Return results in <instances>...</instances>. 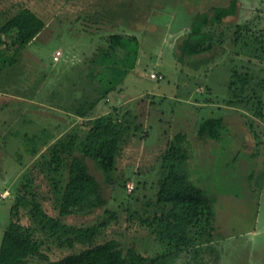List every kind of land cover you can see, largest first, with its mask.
<instances>
[{
  "label": "rangeland",
  "instance_id": "1",
  "mask_svg": "<svg viewBox=\"0 0 264 264\" xmlns=\"http://www.w3.org/2000/svg\"><path fill=\"white\" fill-rule=\"evenodd\" d=\"M231 1L235 14L205 27L213 35V49L181 60L180 44L197 16L212 15ZM21 8L33 11L45 27L16 54L14 33L0 34V59L11 60L0 74V241L22 176L35 161L26 152V138L36 135L43 150V141L50 144L76 126L110 116L128 120L135 133L117 159L116 184L102 186L105 206L76 211L66 222L87 227L109 219V212L115 218L91 244L72 248L37 232L50 261L113 240L124 251L159 254L157 240L128 215L155 201L167 143L184 134L182 170L209 200L214 241L197 262L182 255L175 264H264V118L255 117L246 104L257 79L264 78V0H0V27ZM113 34L138 40L135 68L78 118L74 107L90 84L97 85L89 78L91 60ZM233 73H248L251 79L238 100L230 88ZM261 97L264 113V92ZM211 118L223 120L219 137L199 139L200 125ZM45 183L35 181L46 197ZM52 203L44 208L55 216ZM19 214V223L30 227L26 211ZM31 264L47 263L34 259Z\"/></svg>",
  "mask_w": 264,
  "mask_h": 264
},
{
  "label": "trees",
  "instance_id": "2",
  "mask_svg": "<svg viewBox=\"0 0 264 264\" xmlns=\"http://www.w3.org/2000/svg\"><path fill=\"white\" fill-rule=\"evenodd\" d=\"M235 10L236 2L231 1L227 7L213 9L212 15L202 13L197 16L190 33L180 44L179 58H193L211 51L214 47L213 35L205 31V27L220 24L232 17ZM44 27V21L33 11L21 8L0 27V34L14 33L16 54L33 42ZM107 41L108 46L100 48L91 60L89 78L90 81L95 80L97 85L90 84L91 90L87 94L85 91L86 96L74 107V114L78 118H85L135 68L139 42L134 36L113 34ZM3 44L0 38V46ZM10 64V59L2 57L0 74ZM198 66L200 64L193 67L197 69ZM233 78L230 84L232 98L238 100L251 79L248 73H233ZM250 92L246 104L250 105L255 117L264 118L261 97L264 78L257 79ZM230 102V105H236L234 101ZM222 126L223 120L220 118L207 119L199 127V139H217ZM134 134L128 120L101 116L76 126L50 144L43 141L40 145L43 150L37 146L36 135L26 138V152L35 161L23 174L16 190L10 210L11 221L0 241V264H31L34 259L47 264H175L182 255L197 262L196 258L204 250H209L211 247L208 246L214 241L213 213L204 193L192 184L182 170L181 165L187 159L184 134H177L167 143L162 155L155 201L145 202L140 211H129L128 215V220L142 223L157 240L162 247L159 254L144 257L132 248L124 251L113 240L92 246L79 254L50 261L35 239V234L39 232L62 247L72 248L74 245L91 244L101 236L115 214L109 212V219L87 227L69 224L66 219L76 211L105 206L106 202L101 197L102 186L112 187L116 184L114 172L117 159L122 147ZM89 162L94 169L90 168ZM38 178L46 182L44 186L50 195H40L42 185L35 184ZM51 200L55 216L49 215L44 208ZM20 209L26 211L30 227L19 223Z\"/></svg>",
  "mask_w": 264,
  "mask_h": 264
},
{
  "label": "built area",
  "instance_id": "3",
  "mask_svg": "<svg viewBox=\"0 0 264 264\" xmlns=\"http://www.w3.org/2000/svg\"><path fill=\"white\" fill-rule=\"evenodd\" d=\"M56 59V58H55Z\"/></svg>",
  "mask_w": 264,
  "mask_h": 264
}]
</instances>
